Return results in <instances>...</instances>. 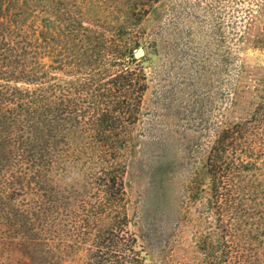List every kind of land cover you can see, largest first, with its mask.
<instances>
[{
  "label": "trees",
  "instance_id": "1",
  "mask_svg": "<svg viewBox=\"0 0 264 264\" xmlns=\"http://www.w3.org/2000/svg\"><path fill=\"white\" fill-rule=\"evenodd\" d=\"M151 1L0 0V264H152L127 181L145 145ZM102 3L124 10L87 13ZM219 133L191 180L206 223L187 264H264V100Z\"/></svg>",
  "mask_w": 264,
  "mask_h": 264
},
{
  "label": "rangeland",
  "instance_id": "2",
  "mask_svg": "<svg viewBox=\"0 0 264 264\" xmlns=\"http://www.w3.org/2000/svg\"><path fill=\"white\" fill-rule=\"evenodd\" d=\"M102 6L87 13L113 20L124 10ZM143 10L136 52L155 56L139 124L145 145L127 178L134 230L150 263L165 264L164 252L169 264H187L185 251L206 223L203 205L189 201L192 176L219 130L251 118L264 100V0H152ZM159 167L166 169L155 176Z\"/></svg>",
  "mask_w": 264,
  "mask_h": 264
},
{
  "label": "water",
  "instance_id": "3",
  "mask_svg": "<svg viewBox=\"0 0 264 264\" xmlns=\"http://www.w3.org/2000/svg\"><path fill=\"white\" fill-rule=\"evenodd\" d=\"M143 54H144V52H143L142 49H140L139 51L136 52V56H137V57H138V56H141V55H143Z\"/></svg>",
  "mask_w": 264,
  "mask_h": 264
}]
</instances>
